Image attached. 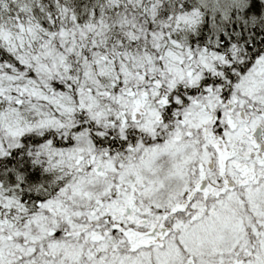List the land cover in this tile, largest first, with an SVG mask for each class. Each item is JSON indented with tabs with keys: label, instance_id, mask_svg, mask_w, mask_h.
<instances>
[{
	"label": "snow or ice",
	"instance_id": "1",
	"mask_svg": "<svg viewBox=\"0 0 264 264\" xmlns=\"http://www.w3.org/2000/svg\"><path fill=\"white\" fill-rule=\"evenodd\" d=\"M0 264H264V0H0Z\"/></svg>",
	"mask_w": 264,
	"mask_h": 264
}]
</instances>
